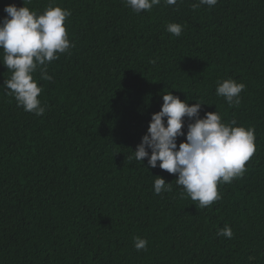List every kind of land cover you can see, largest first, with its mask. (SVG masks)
I'll list each match as a JSON object with an SVG mask.
<instances>
[{
    "label": "trees",
    "instance_id": "1",
    "mask_svg": "<svg viewBox=\"0 0 264 264\" xmlns=\"http://www.w3.org/2000/svg\"><path fill=\"white\" fill-rule=\"evenodd\" d=\"M197 2L138 14L125 0H0V22L8 5L70 10L75 45L48 64L52 80L35 73L42 116L7 95L0 62V264H264V0ZM228 78L246 85L239 106L216 95ZM168 91L206 103L201 118L218 107L255 129L244 175L218 183L209 207L181 195L178 174L135 160ZM155 176L172 190L156 195ZM225 225L230 239L217 235Z\"/></svg>",
    "mask_w": 264,
    "mask_h": 264
},
{
    "label": "clouds",
    "instance_id": "2",
    "mask_svg": "<svg viewBox=\"0 0 264 264\" xmlns=\"http://www.w3.org/2000/svg\"><path fill=\"white\" fill-rule=\"evenodd\" d=\"M30 0H24V5ZM126 4L136 13L151 10L160 0H125ZM169 5L177 4V0H165ZM217 0H198L192 5L193 10L201 5L212 7ZM7 13L0 22V59L12 72L11 78L5 80L3 89L7 95L13 96L18 107L24 111L42 116L45 107L41 106L40 97L43 86H38L35 78L40 70L39 80H52L48 75L47 66L59 59L75 45L68 38L66 19L71 11L60 6H49L43 13H38L27 6L8 5ZM183 25L170 23L167 32L179 36ZM244 83L228 78L218 83L216 95L223 97L228 105L239 106L240 93L245 89ZM163 104L159 112L152 114L147 134L134 151L135 160L159 167L168 173L178 174L175 181L182 186L181 195L185 194L193 201H198L199 208H206L221 199L218 183H230L233 178L242 177L246 171V163L257 150L255 129L235 126L236 121L224 122L218 110L208 112L201 118L202 105L197 102L189 106L188 100H181L172 91L162 94ZM188 99H193L189 98ZM209 105V104H207ZM185 117L190 121L187 133L184 132ZM166 118V120H165ZM186 135V140L177 145L178 137ZM149 149L151 152L149 153ZM153 189L156 195L172 190L170 183L163 177L155 176ZM197 206V205H196ZM218 236L233 237V230L225 225L217 232ZM148 241L135 237L134 246L137 250L146 249Z\"/></svg>",
    "mask_w": 264,
    "mask_h": 264
}]
</instances>
